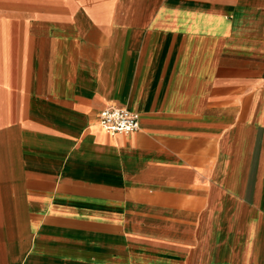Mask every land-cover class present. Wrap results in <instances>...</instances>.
<instances>
[{
  "label": "crops",
  "instance_id": "0c3cea01",
  "mask_svg": "<svg viewBox=\"0 0 264 264\" xmlns=\"http://www.w3.org/2000/svg\"><path fill=\"white\" fill-rule=\"evenodd\" d=\"M20 5L0 264H264V0ZM109 105L139 129L109 134Z\"/></svg>",
  "mask_w": 264,
  "mask_h": 264
},
{
  "label": "rangeland",
  "instance_id": "374dc122",
  "mask_svg": "<svg viewBox=\"0 0 264 264\" xmlns=\"http://www.w3.org/2000/svg\"><path fill=\"white\" fill-rule=\"evenodd\" d=\"M22 8L20 0H0V34L6 35L0 38V46L24 43L25 18L29 16Z\"/></svg>",
  "mask_w": 264,
  "mask_h": 264
},
{
  "label": "built area",
  "instance_id": "2783aa9c",
  "mask_svg": "<svg viewBox=\"0 0 264 264\" xmlns=\"http://www.w3.org/2000/svg\"><path fill=\"white\" fill-rule=\"evenodd\" d=\"M139 119L140 113L117 105H109L99 114L101 126L111 135L136 132L140 127Z\"/></svg>",
  "mask_w": 264,
  "mask_h": 264
}]
</instances>
